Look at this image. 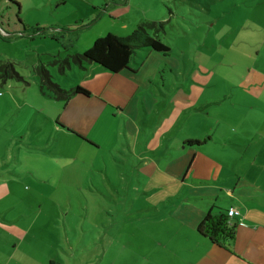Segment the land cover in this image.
<instances>
[{"label":"crops","instance_id":"0c3cea01","mask_svg":"<svg viewBox=\"0 0 264 264\" xmlns=\"http://www.w3.org/2000/svg\"><path fill=\"white\" fill-rule=\"evenodd\" d=\"M120 24L115 34L132 32L134 26L128 21ZM8 36L7 32L4 37ZM97 37L101 36L88 34L83 49L90 48ZM48 45L52 53L58 51L56 43ZM155 53L160 52L138 49L129 69L117 73L97 63L72 65L67 71L83 69L76 83L91 94H78L63 105L56 103L53 108L58 113L46 114L50 132L55 131L73 149L82 147L88 153L105 150L116 159L118 169L126 167L112 183L116 196L129 200L130 205L113 209V233H102L98 241L105 247L108 240L118 249L114 264H264V99L254 96L259 90L250 89L256 84L250 80L251 70L241 82L240 97L231 96L235 112L222 115L225 124L211 132L199 125L193 127L204 122L206 128L212 123L209 114L194 112L202 103L199 94L183 102L171 100L176 89L170 75L163 79L167 90L160 87L159 95L153 93L150 81L160 68V63L154 64L158 60ZM38 57L33 59L36 67L37 61L45 63L41 57L36 61ZM257 69L259 77H264V69ZM175 77L179 81V76ZM217 131L224 145L216 139ZM123 145H127L128 154L122 152ZM119 152L123 156H117ZM229 152L226 159L218 156ZM33 174V170L26 176L23 171L13 172L12 178L0 179V264H49L51 260L65 264L60 226L62 223L67 230L72 209H65L64 192L47 197L62 213L42 209L40 198L38 208L28 214L23 210L13 214V207L2 204L24 201L20 185L26 180L40 183ZM56 184L59 190L63 182L59 178ZM122 187L134 192L121 191ZM30 196L36 200L34 194ZM91 197L97 198V194ZM231 208L240 211L234 219L233 239L217 244L199 232L198 226L209 211ZM90 212H97L102 219L105 211L88 210L87 218ZM77 214L84 215L81 210ZM67 241L71 243L68 234Z\"/></svg>","mask_w":264,"mask_h":264},{"label":"rangeland","instance_id":"374dc122","mask_svg":"<svg viewBox=\"0 0 264 264\" xmlns=\"http://www.w3.org/2000/svg\"><path fill=\"white\" fill-rule=\"evenodd\" d=\"M126 21L134 26L130 31L143 22H165L166 31H161L160 38L171 50L168 54H154L158 59L154 64L160 63V68L150 86L153 93L159 95L160 87L165 92L163 79L170 75L176 89L171 100L183 102L199 94L202 103L194 112L209 114L212 123L206 128L204 122L193 127L199 125L213 132L225 124L221 116L235 112L231 96L240 97L239 87L249 76V69L250 80L256 81L250 89L259 90L254 96L264 99V88H258L264 85V77L254 71L264 69V0H0V27L11 35L3 37L0 31V179L8 180L13 172L21 171L26 176L33 170L32 176L40 180V183L26 180L20 185L24 201L2 204H6L5 208L13 207V214L20 210L28 214L35 212L40 198L42 209H59L62 213L60 206L47 197L64 192L65 209H72L73 213L67 220L68 231L62 223L60 226L63 237L59 242L62 241L65 250L61 254L65 264H114L118 249L108 240L104 247L98 238L102 233H113V209L130 205L129 200L116 196L112 183L118 171L124 173L126 167L118 169L116 159L105 150L88 153L82 147L73 149L55 131L50 132L46 114L56 115L59 110L53 106L63 105V100L42 86L37 68L43 64L37 60L42 58L53 81L63 87L74 86L83 69L62 72L56 60L86 51L83 48L88 34L95 37L119 32L120 23ZM37 27L42 31L36 34L31 29ZM51 42L56 43V53L48 50ZM35 56H39L37 67ZM7 61L13 62L20 77H1V66ZM215 137L224 145L219 132ZM122 152L128 154L127 145H123ZM116 154L123 156L121 152ZM229 154L218 156L226 159ZM105 161L107 166L101 170ZM59 178L63 184L58 190ZM139 189L142 191L141 185ZM123 190L134 192L130 188L122 187ZM30 194L36 200H30ZM90 194H97L98 199ZM98 209L105 211L102 219L97 212L86 217L88 210ZM78 210L84 215L77 214Z\"/></svg>","mask_w":264,"mask_h":264},{"label":"trees","instance_id":"16d2710c","mask_svg":"<svg viewBox=\"0 0 264 264\" xmlns=\"http://www.w3.org/2000/svg\"><path fill=\"white\" fill-rule=\"evenodd\" d=\"M13 2L18 4L20 8L18 2ZM31 30H34L36 34L42 31L38 27ZM161 31H166L165 22L151 21L139 25L126 36L108 33L97 38L92 46L83 53L70 54L61 60H56V63H60V70L62 72L71 68L74 64L85 67V63L89 62L100 64L113 73L121 72L125 69H129L131 59L138 49L147 48L163 54H168L170 52V46L160 38ZM1 70L3 71L1 77L4 79L14 75L20 77L12 61L3 63ZM37 71L41 77L42 86L48 87L59 100L68 102L72 97L78 94L87 96L91 94L89 90L80 84L63 87L58 82L53 81L45 65L39 66ZM190 142L199 144L202 141L192 140ZM236 227L237 222L228 216V210H220L218 212L209 211L199 224L198 230L214 243L221 244L223 240L234 238ZM49 264L62 263L51 260Z\"/></svg>","mask_w":264,"mask_h":264},{"label":"built area","instance_id":"2783aa9c","mask_svg":"<svg viewBox=\"0 0 264 264\" xmlns=\"http://www.w3.org/2000/svg\"><path fill=\"white\" fill-rule=\"evenodd\" d=\"M0 31L3 33V37L7 35V32L0 27ZM240 211L236 208H231L228 210V216L233 220L235 219L237 216H239Z\"/></svg>","mask_w":264,"mask_h":264}]
</instances>
